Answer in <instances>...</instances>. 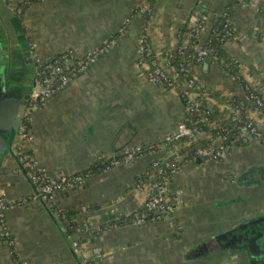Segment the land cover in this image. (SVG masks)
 Wrapping results in <instances>:
<instances>
[{
  "label": "crops",
  "instance_id": "0c3cea01",
  "mask_svg": "<svg viewBox=\"0 0 264 264\" xmlns=\"http://www.w3.org/2000/svg\"><path fill=\"white\" fill-rule=\"evenodd\" d=\"M23 1L0 0L3 88L16 89L17 95L30 92L34 61L26 57L29 53L48 58L72 50L82 58L97 47L105 50L74 83L32 111L29 138L17 134L14 153L31 156L42 178L56 180L82 173L95 161L120 157L126 148L154 149L86 178L83 186L58 190L43 203L34 199L24 204L21 200L29 197L33 187L8 155L0 172V191L8 203L5 224L13 245L0 250V264H247L241 250L203 256L196 250L232 229L236 218L244 215L234 213L238 206L234 199L224 202L220 196L235 198L236 191L251 188L254 192L262 186L264 169L258 174L237 170L250 166L256 154H264L261 140L232 150L220 162L203 157L201 162L182 164L167 191L176 204L174 219L100 230L143 208L147 193L136 179L153 161L178 159L186 147L201 140L212 139V145L218 141L211 131H201L203 122H198L193 124L196 139L172 146L163 143L183 122L185 105L176 87L151 81L149 66L139 63L140 41L145 37L159 55L178 44L185 23L193 30L198 25L194 19L199 18L203 25L198 47H204L228 0H39L22 14L18 5ZM232 23L237 34L223 47L227 58L207 57L190 67L198 90L219 94L206 98L221 110H227L223 99L231 96L235 86L231 67L246 87H256L264 99V40L258 38L264 35V0L242 5ZM163 66L165 73L173 75L166 61ZM261 112L251 111L250 119L262 122ZM225 118L222 115L220 120ZM210 125L218 128L221 123ZM227 175L236 177L228 180ZM70 207L81 208L74 217L79 229L72 236L52 217L56 215L52 208Z\"/></svg>",
  "mask_w": 264,
  "mask_h": 264
},
{
  "label": "trees",
  "instance_id": "16d2710c",
  "mask_svg": "<svg viewBox=\"0 0 264 264\" xmlns=\"http://www.w3.org/2000/svg\"><path fill=\"white\" fill-rule=\"evenodd\" d=\"M37 0H24L18 5V8L21 9V12L27 9L31 4H33ZM250 0H228V3L226 7L224 8L222 14L218 16L212 25V28L210 30V36L206 44L204 45V48L207 51V56L212 58L213 60H221L226 59L227 56L223 50V47L226 43L232 41L236 36V31L233 26V19L236 11L244 4L248 3ZM209 9V8H208ZM194 9V11H196ZM208 11V10H207ZM202 16L207 15L206 13H202ZM201 16V17H202ZM200 17V19H201ZM199 25V27H198ZM198 25L196 27L197 30H191L190 29V23H185L180 30L178 35V44L172 48V49H165L161 52V54L156 55L153 52L149 55H147L146 52L142 53L139 58V63H145L149 66V72H153L157 66L160 65L161 61L160 59H167L168 67L175 72L179 74L177 80L171 79V76L168 73H164L165 77H160L159 75H155L156 81L162 82L163 86L165 88H172L176 87L179 92L181 93L184 105H188V95L187 90L185 89L187 86L188 81L191 79V71L190 67L194 59L197 57V51L196 47H198V35L202 29V21L198 22ZM197 32V33H196ZM258 38L264 40V35H259ZM63 54L58 53L51 57L49 62H54L58 58H60ZM229 62V61H227ZM77 66V65H75ZM231 73L236 77L235 80V86L232 91L231 96L226 97L225 102L229 105V108L227 110H221L219 107L216 106H210L209 101L207 100V95L211 96H217L219 97L218 93H210L208 91L200 90V93L197 96H194V99L200 103L199 109L196 110H190L185 111L183 121L188 125L192 126L195 122L199 121L202 118H206V122L202 123L199 126V129L201 131H211L213 138L216 139H224V145L232 148L233 146L241 145L243 142L241 139H239L238 131H237V125H240L244 122H247L251 119H249V114L251 111L257 109V105L253 99H251V91H248L245 84L241 81V77L238 74L237 70L235 68H230ZM196 86V85H195ZM194 86V87H195ZM240 108V114H239V121L240 123L235 124L232 122V114H230L232 111L231 109ZM226 116L225 119L220 120L221 116ZM28 119H30V116H28ZM222 121V122H221ZM211 122L215 123H221V126L218 128H212ZM23 125L26 126V130H30V120H23ZM189 139H181L180 141L176 142L174 145L183 143ZM263 141H264V132H263ZM172 146V145H169ZM143 153L149 152V150L142 146ZM198 151H203L205 158H211L214 154L212 152V139L208 140H201L197 144L190 145L186 147L183 152L180 154L178 159H173L169 161L167 164L164 165H155V163H151L146 172H144L142 175L137 177L136 181L137 184L143 185V184H150L154 185V188L151 190L150 197L156 196L159 193V189L164 186L165 178L168 180L172 179L173 172H176L180 169V166L188 161H194L197 157H202V155L198 154ZM114 159H118L122 161V157H117ZM112 166V160H103V161H95L86 171H83L82 173H79L77 175H80L84 178L95 176L99 173H102L105 170L110 169ZM33 176L39 178V182L42 184L44 183V178H42V173L38 172L37 169H29V171ZM42 178V179H41ZM56 180H49V182H55ZM164 197L169 199V196L167 193H164ZM174 202L169 199L168 205H173ZM56 215L58 216L60 220V224L62 226V229L64 230L65 234L68 236H72L79 229V225L75 221L74 217L81 212L80 207H70L65 210L52 208ZM159 214V215H158ZM156 214L155 210L151 207H145L142 210H139L133 214H131L129 217L125 219L118 220L113 223H109L107 225H104L100 230H103L105 228L114 226V225H124V224H133L136 223L137 218H143L144 224L154 221L155 217H160V219L164 218L165 216H168L169 214H166L164 212H160ZM151 219V220H150ZM158 219V218H157ZM156 221V219H155ZM154 221V222H155ZM0 236H3V238L8 240L10 245H13L11 243L12 239L11 236L8 234V230L6 228L5 222L0 225ZM261 241H264V238L261 239ZM254 245L253 243H243L239 245L238 247H235L236 250H241L245 252L246 254L248 251H250L248 248Z\"/></svg>",
  "mask_w": 264,
  "mask_h": 264
},
{
  "label": "built area",
  "instance_id": "2783aa9c",
  "mask_svg": "<svg viewBox=\"0 0 264 264\" xmlns=\"http://www.w3.org/2000/svg\"><path fill=\"white\" fill-rule=\"evenodd\" d=\"M19 10V9H18ZM21 12V10H20ZM141 44V54L146 52L147 55L152 53L148 45V41L145 37H143L140 41ZM197 57L194 59L192 63L202 62L204 61L207 56L206 49H202L200 47H196ZM103 50L100 48H96L95 50L90 51L84 57H82L81 63L77 64V66L72 65L73 60L76 54L72 50H65L60 52L63 54L60 58L55 60L54 62L48 61H41L35 54L33 55L34 64L37 65V71L33 81V88L30 93V100L28 102L27 107H31L36 109L41 107L45 103H47L51 98L55 95L63 91L66 87L70 85V83L79 75H81L90 65L94 64ZM81 58V57H80ZM167 60L161 61L160 65L156 67V69L150 73V79L152 82L163 86L162 82L156 81L155 75H159L160 77H165V70L163 66V62L165 63ZM168 64V62H167ZM179 74L177 72L171 75L173 80H177ZM196 85L195 80L191 77V79L187 83V89L192 91ZM248 91H251V99L256 102L257 109H260L262 115V122L252 121L249 120L244 122L240 125H237V131L239 135V139L243 143L250 142L252 139H261L264 130V99L260 97L253 89L249 86L246 87ZM197 92V91H196ZM200 103L196 101L192 95L188 96V106L186 110H198ZM226 107L229 108V105L226 104ZM234 113L232 115V122L235 124H239V114L240 108L233 109ZM29 116V115H28ZM22 119V118H21ZM24 120H30L26 117ZM24 126L22 132H19L18 135L22 137H27L28 130H26L25 125L21 123V127ZM19 128V130L21 129ZM196 131L188 126L185 122H181L178 125L177 131L172 134H168L163 138V143L166 145H174L176 142L180 141L181 139H189L194 140L196 139ZM223 143L225 138L219 139ZM230 147L222 145L216 152H214L213 156L210 159L215 158H224L226 153ZM149 150V149H148ZM150 152V150H149ZM199 155L204 156L203 151H198ZM122 155V156H121ZM120 157H122V161H114L112 166H117L120 164H126L129 162L134 161L135 159L139 158L141 155H145L142 151V147L138 146L137 148H126ZM20 161L23 163L24 168L27 171V176L30 180L35 184L36 190L38 191L39 195L44 199L50 197L54 192L58 190L64 189H71L83 186L86 182V179L80 175H74L72 177L67 178H59L55 182H49V179L45 180L44 183L39 182V178L33 176L29 171V169L35 168L34 160L31 156H22ZM155 165H164L168 162L166 160H155L153 161ZM177 172V171H176ZM176 172H173L174 174ZM173 174V176H174ZM172 176V178H173ZM172 180V179H171ZM171 180L165 178L164 186L159 189V193L156 196L150 197L151 190L154 188V185L151 184H144L142 188L146 190L148 195V200L146 201L147 207H151L155 210V213L158 214L160 212H164L166 214H172L175 210L174 205H168L169 199L164 197V193L168 189V185L170 184ZM39 195H37L39 197ZM8 208V203L6 202L2 191H0V225L5 222V211ZM160 219V217H158ZM136 224L141 225L144 224L143 218H137Z\"/></svg>",
  "mask_w": 264,
  "mask_h": 264
},
{
  "label": "rangeland",
  "instance_id": "374dc122",
  "mask_svg": "<svg viewBox=\"0 0 264 264\" xmlns=\"http://www.w3.org/2000/svg\"><path fill=\"white\" fill-rule=\"evenodd\" d=\"M39 0H37V1H35L33 4H35V3H37ZM30 7H28L27 9H25L24 11H22V14L24 13V14H26L27 13V10L29 9ZM20 10L21 9H19L18 11L20 12ZM195 21H196V23L198 24V22L200 21L199 20V18L197 19V18H195L194 19ZM198 27H199V25H198ZM193 30H199V29H193ZM197 33V32H196ZM141 45V44H140ZM31 49H33L34 48V46L33 45H31ZM98 48V47H97ZM202 49H205L204 47H201ZM31 49H30V51H31ZM96 49V48H95ZM94 49V50H95ZM101 50H105V47H101L100 48ZM36 51H37V49H36ZM36 54H37V52H36ZM41 61H48V60H50L51 59V57L52 56H54V55H52L51 57H48V58H42V57H40L38 54L36 55ZM75 57H77V56H75ZM80 60H82V58H80V57H78V58H75L74 60H73V63H72V65H77V64H79V63H81V61ZM164 60H167V59H160V61H164ZM33 68H34V73H33V75H34V77H35V74H36V71H37V65H35L34 64V66H33ZM174 73H175V71H174ZM79 78V76H77L71 83H70V85L72 84V83H74L77 79ZM172 79V78H171ZM253 90L255 91V92H258V89L256 88V87H253ZM195 91V92H194ZM197 91V92H196ZM200 93V90H198L197 89V87L195 86V88L192 90V91H187V95L188 96H191L192 97V95H194V96H197L198 94ZM56 96V95H55ZM54 96V97H55ZM187 96V97H188ZM256 103V102H255ZM188 106V105H187ZM187 106H185V110H186V108H187ZM223 109V108H222ZM34 109L33 108H31V107H25V108H23L22 110H21V113H20V117L22 118L21 119V121H23L26 117H28V115L30 116V123H31V117H32V111H33ZM187 111V110H186ZM188 111H190V110H188ZM187 111V112H188ZM231 113L230 114H232L233 115V113H234V111H233V108L231 109ZM231 115V116H232ZM250 115V114H249ZM249 119H250V117H249ZM231 120H232V118H231ZM184 122V121H183ZM198 122H206V118H202V119H200L199 121H197V122H195V123H198ZM191 128H193L195 131H196V134H197V130L195 129V127L192 125V126H190ZM23 128H24V126H22L21 127V129L20 130H18V133L17 134H19V132H22V130H23ZM25 128H26V126H25ZM263 132H264V130H263ZM27 138H29V133H27ZM260 140L262 141L263 140V135H262V138L261 139H252L250 142H246V143H242L241 145H235V146H233L232 148H230L229 150H228V152L226 153V155L224 156V157H226L227 155H228V153H230L232 150H234V149H239V148H245V147H249V146H251L252 145V143H257V144H259V142H260ZM261 143V142H260ZM262 145H264L263 143H261ZM222 145H224L223 144V142L221 141V140H218L216 143H214L213 145H212V149H213V151L214 152H216ZM142 147V146H141ZM135 148H137V147H135ZM147 149H149L150 151H152L154 148L152 147L151 149L150 148H147ZM249 153L250 152H248V155H249ZM18 155V157H19V160H20V158L22 157V156H25V155H22V154H17ZM247 155V154H246ZM26 156H28V155H26ZM122 156V155H121ZM256 156L257 157H255V158H251L252 157V153H251V155H249V157L251 158V160H250V166H246V167H243L242 169H237L238 170V172L240 173V172H242L243 170H245V171H249V173H251V171H254V172H256L257 174H258V172L261 170V169H264V154H261L260 156H258V154H256ZM203 157V156H202ZM198 158V157H197ZM197 158L194 160V162H197ZM210 159V158H209ZM219 159H222V158H215V160H218L219 162L221 161V160H219ZM112 160V163L114 162V161H117L118 159H111ZM118 161H120V160H118ZM153 163V162H152ZM198 163V162H197ZM18 165V164H17ZM18 169H19V171L21 172V174L27 179V181H29V179L26 177V174L23 172V170L21 169V167H19V165H18ZM179 172V170L175 173V174H177ZM175 174H174V176H175ZM72 176H74V175H72ZM72 176H70V177H72ZM231 176H232V179L233 178H235L233 175H227V177H228V180H232L231 179ZM246 177V176H245ZM62 178H67V177H62ZM84 178V177H83ZM59 178H56V180H58ZM86 179V178H85ZM173 179V178H172ZM241 179V178H240ZM172 181V180H171ZM29 183H30V181H29ZM146 184H148V183H146ZM151 184V183H150ZM237 184V183H236ZM30 185H31V183H30ZM144 185V184H143ZM143 185H139L140 187H142ZM247 188V187H246ZM168 191V189L166 190V192L165 193H168L167 192ZM228 197V196H227ZM227 197H225V196H223V197H219L222 201H224V202H228L227 200H235V203H238L237 205L238 206H235V208H234V213L235 214H237L238 212H244V215H242V217H238V218H236V220L237 221H235V223L236 224H239V223H243V222H245V221H248V220H250V219H253V218H256V217H260V216H262L263 214H264V182H263V184H262V186L261 187H259L258 189H256V190H254V192H251V188H247V189H245V191H240L239 192V194H237V191H236V193L234 194V197L235 198H232V195H229V199H226ZM148 195H147V197H146V201L148 200ZM39 200V201H44L43 200V198L42 199H40L38 196H37V193H36V190L34 189V187L32 188V192L30 193V195H29V197H27V198H24L23 200H21V204H24V203H27V202H29L30 200ZM146 201H145V205H146ZM240 202V203H239ZM43 203V202H42ZM45 204V203H44ZM143 206V208L142 209H144L146 206ZM175 207H176V204L174 203L173 204ZM45 206H46V204H45ZM141 209V210H142ZM247 209L248 210H250V212L251 213H246L247 212ZM48 210V209H47ZM53 210V209H52ZM50 213H51V211L50 210H48ZM175 211L176 210H174V212L170 215H168V216H165L164 218H162V219H157L158 218V216L157 217H155V219H156V221H155V219H154V221H152V222H149L148 224H154V223H159V222H162V221H164V220H168V219H174V217H175ZM255 212V213H254ZM6 213H7V211H5V215H6ZM159 215V214H158ZM53 217V219H54V221L56 222V224H58V225H60L59 223H60V220H59V218H58V216L57 215H55V216H52ZM58 219V220H57ZM151 220V219H150ZM136 224V223H135ZM138 225V224H137ZM0 235H1V233H0ZM11 243H13V241H11ZM9 242H8V240L6 239H4L3 238V236H0V250H3L4 249V247H8V250H10L9 249ZM254 244V243H253ZM252 247L254 248V249H256L257 250V252L259 253H257V252H254V250L252 251V250H250V251H248V253L247 254H244L245 255V257H246V263L247 264H264V241L262 242L261 241V239L259 240V241H257L254 245H252ZM8 252H11V251H8ZM16 264H19V263H16Z\"/></svg>",
  "mask_w": 264,
  "mask_h": 264
},
{
  "label": "water",
  "instance_id": "95a60500",
  "mask_svg": "<svg viewBox=\"0 0 264 264\" xmlns=\"http://www.w3.org/2000/svg\"><path fill=\"white\" fill-rule=\"evenodd\" d=\"M27 54L26 57L33 62V57ZM13 89L9 90L0 86V172L5 158L13 156L17 164L26 177L29 179L32 187L36 190L35 185L27 176V171L23 163L19 160L18 155L13 151V143L15 142L19 128L21 127L20 111L23 107L28 106L30 100V93L24 99L15 96ZM262 142H264L262 140ZM203 157H198L197 162H201ZM37 195H39L36 190ZM39 198L42 197L39 195ZM264 238V214L235 225L232 229L222 232L206 241L196 250L199 256L215 253L218 251L235 249L243 243H256Z\"/></svg>",
  "mask_w": 264,
  "mask_h": 264
},
{
  "label": "flooded vegetation",
  "instance_id": "af4514ba",
  "mask_svg": "<svg viewBox=\"0 0 264 264\" xmlns=\"http://www.w3.org/2000/svg\"><path fill=\"white\" fill-rule=\"evenodd\" d=\"M32 88H33V87H32ZM31 90H32V89H31ZM31 90H30V92H29L28 90H25L24 93H22L21 95H17V94H15V93H14V95H15V96H18V97L21 98V99H24L25 97L28 96L29 93H31ZM13 91L16 92V89H13ZM23 108H25V107H23ZM23 108H22V109H23ZM21 122H22V121H21ZM248 249H249V250H252V251L254 250V252H257V250L254 249V248L252 247V245H251ZM257 253H258V252H257ZM258 254H259V253H258Z\"/></svg>",
  "mask_w": 264,
  "mask_h": 264
}]
</instances>
